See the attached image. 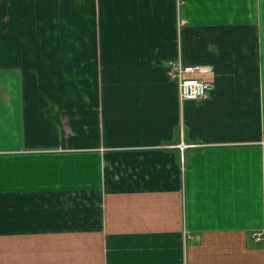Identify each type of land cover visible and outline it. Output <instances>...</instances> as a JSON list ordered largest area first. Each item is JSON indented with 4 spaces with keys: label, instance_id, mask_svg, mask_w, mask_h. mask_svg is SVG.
I'll list each match as a JSON object with an SVG mask.
<instances>
[{
    "label": "crops",
    "instance_id": "obj_1",
    "mask_svg": "<svg viewBox=\"0 0 264 264\" xmlns=\"http://www.w3.org/2000/svg\"><path fill=\"white\" fill-rule=\"evenodd\" d=\"M0 264H264V0H9Z\"/></svg>",
    "mask_w": 264,
    "mask_h": 264
},
{
    "label": "built area",
    "instance_id": "obj_2",
    "mask_svg": "<svg viewBox=\"0 0 264 264\" xmlns=\"http://www.w3.org/2000/svg\"><path fill=\"white\" fill-rule=\"evenodd\" d=\"M183 5L184 0H178ZM208 67L185 64L182 59L172 60L168 64V75L178 84L180 100H206L215 91V83L206 77ZM182 144V150L185 149Z\"/></svg>",
    "mask_w": 264,
    "mask_h": 264
},
{
    "label": "water",
    "instance_id": "obj_3",
    "mask_svg": "<svg viewBox=\"0 0 264 264\" xmlns=\"http://www.w3.org/2000/svg\"><path fill=\"white\" fill-rule=\"evenodd\" d=\"M9 0H2L0 5V20L6 15L7 13V5Z\"/></svg>",
    "mask_w": 264,
    "mask_h": 264
}]
</instances>
